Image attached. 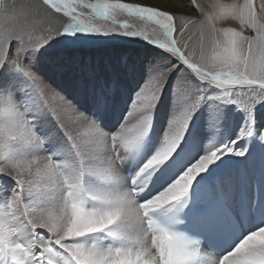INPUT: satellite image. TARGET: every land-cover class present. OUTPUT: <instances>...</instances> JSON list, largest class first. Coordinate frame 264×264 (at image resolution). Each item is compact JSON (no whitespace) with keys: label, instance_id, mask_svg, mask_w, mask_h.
<instances>
[{"label":"snow or ice","instance_id":"obj_1","mask_svg":"<svg viewBox=\"0 0 264 264\" xmlns=\"http://www.w3.org/2000/svg\"><path fill=\"white\" fill-rule=\"evenodd\" d=\"M0 0V264H264V0Z\"/></svg>","mask_w":264,"mask_h":264},{"label":"rangeland","instance_id":"obj_2","mask_svg":"<svg viewBox=\"0 0 264 264\" xmlns=\"http://www.w3.org/2000/svg\"><path fill=\"white\" fill-rule=\"evenodd\" d=\"M127 2H140V0H127ZM145 2H149V3H164V4H168L171 3L173 5H175V7L180 8V7H184L183 5H181L178 0H145ZM212 2V0H200V3L203 5H208Z\"/></svg>","mask_w":264,"mask_h":264}]
</instances>
